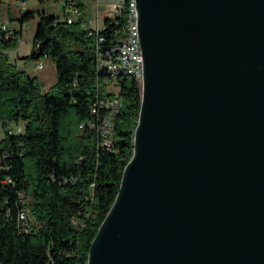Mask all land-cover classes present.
<instances>
[{
  "label": "water",
  "instance_id": "water-1",
  "mask_svg": "<svg viewBox=\"0 0 264 264\" xmlns=\"http://www.w3.org/2000/svg\"><path fill=\"white\" fill-rule=\"evenodd\" d=\"M134 153L88 264H264V0H137Z\"/></svg>",
  "mask_w": 264,
  "mask_h": 264
},
{
  "label": "trees",
  "instance_id": "trees-1",
  "mask_svg": "<svg viewBox=\"0 0 264 264\" xmlns=\"http://www.w3.org/2000/svg\"><path fill=\"white\" fill-rule=\"evenodd\" d=\"M63 1L62 17L45 10L20 17L23 23L38 15L26 58L54 59L57 81L47 89L8 57L18 32L10 38L0 29V121L24 125L0 142V264H88L134 153L142 85L130 75L116 80L122 106L114 115L113 150L103 148L92 109L99 97L115 94L101 84L112 76L97 67V33L86 27L85 4L76 0L80 14L69 23L71 4ZM112 20L105 19L108 41L117 27Z\"/></svg>",
  "mask_w": 264,
  "mask_h": 264
},
{
  "label": "built area",
  "instance_id": "built-area-1",
  "mask_svg": "<svg viewBox=\"0 0 264 264\" xmlns=\"http://www.w3.org/2000/svg\"><path fill=\"white\" fill-rule=\"evenodd\" d=\"M71 6L69 7V15L67 20L72 23L77 20L80 10L77 6L76 0H69ZM96 2H109L111 0H95ZM24 4V1H21ZM110 3V2H109ZM125 13V18L120 21V17ZM104 16V17H103ZM101 17L104 19L101 20ZM106 17L113 18L111 25L116 24L117 27L113 33L110 34V39L105 36V31L109 28L106 24ZM110 25V26H111ZM97 33V67L100 71L119 80L123 76L130 75L136 78L140 84L143 83L144 78V57L139 33L138 23V8L137 0H112L110 6L105 13H97V20L95 25L88 27ZM0 29L6 33V37H15V30L11 28L10 24L5 21H0ZM110 42V44H107ZM9 54L8 50L6 51ZM37 69L43 68V63L38 62ZM76 84V83H75ZM115 94H105L99 97L95 106L92 109L94 114L99 115L100 124L98 126L101 135V145L103 148L113 150L114 147V115L122 106L121 98ZM100 110H105L104 114ZM0 132H2L1 140L6 134H21L24 132V125L22 123L4 122L0 121ZM1 151V148H0ZM27 218V211L21 213V219ZM77 221V219H75Z\"/></svg>",
  "mask_w": 264,
  "mask_h": 264
},
{
  "label": "rangeland",
  "instance_id": "rangeland-1",
  "mask_svg": "<svg viewBox=\"0 0 264 264\" xmlns=\"http://www.w3.org/2000/svg\"><path fill=\"white\" fill-rule=\"evenodd\" d=\"M63 2V0H26V5H24L23 7L21 0H0L2 20L8 22L11 28L18 32V36L21 40L18 49L16 48V50H8L9 55H11L10 58L12 59L13 55L16 57L17 52L21 55H26L22 56V63L19 64V67L21 69L27 68V71L30 75L38 76L44 84V89L53 86L57 81L56 64L52 57H43L39 62L44 63V67L42 69H36L38 61L26 58L27 54L31 52L33 47L32 43L38 23V15L36 14L34 18L25 21L24 24L21 23L20 17L24 12L30 10H45L51 15L62 17V15L64 14L62 7ZM78 2L85 4L82 16L85 17V24L88 27H91L95 25V22L97 20V13H105L112 0L109 1L110 3L103 1L98 3L95 0H78ZM103 19L104 18L101 17V20ZM101 84L107 91L118 90L117 81L112 77H103L101 80ZM2 135V132H0V137H2Z\"/></svg>",
  "mask_w": 264,
  "mask_h": 264
},
{
  "label": "crops",
  "instance_id": "crops-1",
  "mask_svg": "<svg viewBox=\"0 0 264 264\" xmlns=\"http://www.w3.org/2000/svg\"><path fill=\"white\" fill-rule=\"evenodd\" d=\"M24 5H26V2L23 4V7H24ZM104 17V16H103ZM3 21H5V20H3ZM25 22H23V24H24ZM86 27H87V25H86ZM21 42V40H20V38H19V43ZM18 46H19V44H18ZM32 46H33V43H32ZM17 49H18V47H17ZM11 50V49H10ZM16 50V49H15ZM28 54H30V52L28 53ZM27 54V55H28ZM22 56H26V55H21L20 53H18L17 52V56L15 57L14 55H13V58L11 59L10 57H11V55H9L8 54V57L10 58V60H11V62H13L14 64L16 63V65L19 67V64L20 63H22V60H21V58H22ZM15 61V62H14ZM39 62V61H38ZM37 66V65H36ZM43 67H44V63H43ZM20 68V67H19ZM21 69V68H20ZM23 70H26L27 71V68H22ZM37 69V68H36Z\"/></svg>",
  "mask_w": 264,
  "mask_h": 264
}]
</instances>
